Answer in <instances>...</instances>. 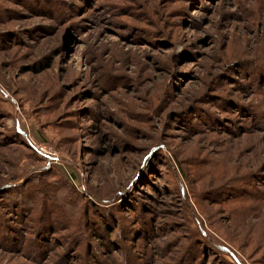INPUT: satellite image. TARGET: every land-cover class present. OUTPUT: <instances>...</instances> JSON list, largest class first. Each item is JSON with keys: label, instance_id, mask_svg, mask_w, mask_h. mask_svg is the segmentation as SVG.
I'll return each mask as SVG.
<instances>
[{"label": "rangeland", "instance_id": "obj_1", "mask_svg": "<svg viewBox=\"0 0 264 264\" xmlns=\"http://www.w3.org/2000/svg\"><path fill=\"white\" fill-rule=\"evenodd\" d=\"M0 264H264V0H0Z\"/></svg>", "mask_w": 264, "mask_h": 264}]
</instances>
